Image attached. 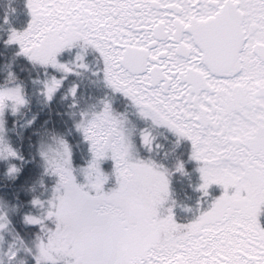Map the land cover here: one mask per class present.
<instances>
[{"label": "snow or ice", "instance_id": "1", "mask_svg": "<svg viewBox=\"0 0 264 264\" xmlns=\"http://www.w3.org/2000/svg\"><path fill=\"white\" fill-rule=\"evenodd\" d=\"M0 10V264H264V0Z\"/></svg>", "mask_w": 264, "mask_h": 264}, {"label": "trees", "instance_id": "2", "mask_svg": "<svg viewBox=\"0 0 264 264\" xmlns=\"http://www.w3.org/2000/svg\"><path fill=\"white\" fill-rule=\"evenodd\" d=\"M11 3L16 8V13L11 17L13 24L17 27L21 26L27 19L26 12L23 8V0H0V10L5 3Z\"/></svg>", "mask_w": 264, "mask_h": 264}]
</instances>
